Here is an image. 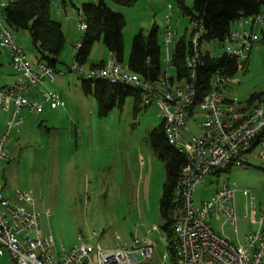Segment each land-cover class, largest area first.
Segmentation results:
<instances>
[{"label": "rangeland", "instance_id": "rangeland-1", "mask_svg": "<svg viewBox=\"0 0 264 264\" xmlns=\"http://www.w3.org/2000/svg\"><path fill=\"white\" fill-rule=\"evenodd\" d=\"M88 1H68L64 9L60 0H52V16L62 23L66 41L57 72H54L55 81L47 77L33 90L38 93L42 104L44 92L57 90L66 105H58V109L52 110L53 115L46 116L50 104L46 102L43 112H30L33 118L29 119L28 125L24 122L12 129L5 144L11 159L3 164V193L11 201H18L15 196L17 190L30 194L33 204L25 205L41 214V229L55 239L58 250L63 247L69 250L84 240L112 248L116 239L130 242L133 237H150L158 241L155 255L139 264H173L170 258L163 257L166 246L162 239L159 211L166 172L149 141V135L162 122L164 113L156 103L148 107L140 104L137 109L135 99L129 96L122 108L115 107L109 115L100 116L96 98L83 92L82 74L73 69L74 65H78L75 59L78 48L75 49L74 45L84 34L79 26V16H82L80 7ZM184 1L189 7L193 5V0ZM107 4L126 19L122 69H126L134 36L141 30L147 33L157 24L162 68H168L176 75L165 60L164 27L169 20L177 39L182 37L186 28L190 34L194 27L189 17L180 11L178 0H138L133 6L108 0ZM169 4L172 8H169ZM244 26L255 31L257 40L250 49L245 50L249 56L245 62L246 68L243 63L223 93L236 96L246 105L245 101L251 94L264 91L263 47L259 42L264 30V18L258 19L255 25L250 22ZM233 28L237 29L235 26ZM16 33L28 61L36 68L38 52L30 34L27 30ZM233 41L231 39L226 44L217 40L205 42L203 50L217 57L232 50L235 47ZM1 47L0 88L10 84L9 81L18 75L9 49ZM170 51H173V43ZM109 58V50L103 42H97L88 61L79 65L87 71L93 68L92 63H99L103 59L106 62ZM158 86L162 89L161 85ZM25 110L23 116L27 113ZM11 117V111L0 107V138L7 132V121ZM201 121V114L188 118L186 138L202 135ZM227 181L237 186L235 208L238 231L225 219L216 220L213 217L212 224L221 235L239 244L237 234L244 240L248 231L253 230L255 225L259 227L252 222L251 216L252 202L255 201L259 207L264 200V157L253 156L249 165L231 166L219 177L213 175L206 178L196 187L195 201L211 200L215 191ZM245 190H248V195L244 194ZM256 216L258 218L259 214ZM94 232L98 233L97 237H93ZM0 264H11L7 252L0 255Z\"/></svg>", "mask_w": 264, "mask_h": 264}, {"label": "built area", "instance_id": "built-area-1", "mask_svg": "<svg viewBox=\"0 0 264 264\" xmlns=\"http://www.w3.org/2000/svg\"><path fill=\"white\" fill-rule=\"evenodd\" d=\"M8 2L9 0H0V44L9 49L12 64L19 71V76L10 86L0 88V107L10 109L12 115L7 121V132L0 138V255L7 252L11 264H139L152 259L158 241L150 237L141 239L137 236L130 242L116 239L112 248L84 240L69 250L65 247L58 250L55 239L41 229V214L25 205L33 204L30 194L15 191L18 201H11L4 195L3 164L11 159L5 150L10 132L23 123L21 112L24 107L28 106L36 111L43 108L42 103L30 100L26 93L42 84L43 77L54 81L56 72L45 62H38L36 68L30 65L25 50L17 43V33L5 23L4 9ZM169 8H172L171 4ZM263 18L264 14L256 18L239 19L234 23L237 29L233 28L223 41L226 44L231 39L234 40L235 47L225 53L230 57H237L240 68L249 57L248 52H245L246 48L250 49L257 40L255 31L245 29L244 25L250 22L255 25L258 19ZM79 21L80 29L85 31L87 23L83 15L79 16ZM168 22L169 20L164 27L165 60L173 67L170 45L173 43L174 49L178 39ZM193 25L192 52L186 57L191 78L195 77V68L207 52L203 50L204 43H201L202 24L197 21ZM242 27L243 30H240ZM81 43L82 37L74 48H79ZM122 66V62L110 53V58L100 68L84 71L78 63L73 69L85 78H100L112 83L140 87V104L144 107L158 104L164 113V129L169 143L187 155L188 163L181 171L173 197L171 214L174 237L169 243L166 236L162 235L166 246L163 257L171 259V246L175 264H262L264 200L259 207L255 201L252 202L251 220L259 227L247 234L245 243L236 244L220 235L211 222L212 217L228 220L237 231L236 183L232 185L230 181L224 182L211 200L199 203L194 200V192L200 183L216 175L224 167L246 166L251 157H264V95L256 100L253 107L244 111L245 104L238 101L236 96L223 93L234 77L217 73L212 80L213 90L196 105L194 83L187 78L178 79L168 68L163 70L162 66L160 78L154 81L131 72L128 65L126 71ZM43 97L50 102L52 108L61 103L59 94L55 91L44 92ZM193 114L202 115V135L186 138L187 120ZM248 193V190L244 191L245 195ZM97 236L98 233L94 232L93 237Z\"/></svg>", "mask_w": 264, "mask_h": 264}, {"label": "trees", "instance_id": "trees-1", "mask_svg": "<svg viewBox=\"0 0 264 264\" xmlns=\"http://www.w3.org/2000/svg\"><path fill=\"white\" fill-rule=\"evenodd\" d=\"M72 0H60L64 5ZM108 0H90L82 3L80 10L87 23V29L82 35V43L75 59L85 64L97 42H103L106 48L119 62L124 61L123 28L126 24L124 15L113 10ZM125 6H133L138 0H112ZM52 0H9L4 9L6 25L13 31L27 30L38 52L39 62H45L56 70L60 55L65 45V34L62 23L52 16ZM178 6L184 16L189 17L192 25L202 24L201 43L217 40L221 43L231 33L234 23L241 18H249L264 14V0H193L191 7L184 0H178ZM194 28V27H193ZM159 26L157 24L147 33L141 30L134 36L128 68L145 79L158 80L162 74V48L159 42ZM188 29L184 31L172 51V64L178 79L187 78L194 83L195 104L198 105L209 92L213 90L212 80L219 73L222 76L234 77L241 69L237 57L224 53L214 57L207 51L201 63L195 68V77L186 65V57L192 52V41ZM259 42L263 47L264 60V30ZM247 63V61H246ZM245 63V68H246ZM105 60L92 63L91 67L100 68ZM81 77V88L86 95H93L98 103L100 116H107L115 108H122L129 96L135 99L136 108L140 107L142 89L123 83H112L106 79ZM264 91L253 93L245 101V109L249 110L253 103L263 97ZM149 141L154 153L163 162L165 180L160 199L159 211L162 221L161 230L169 243L174 237L172 205L175 189L183 167L188 163L187 155L174 148L168 141L164 121L151 132ZM231 166L217 171H229ZM175 264L174 251L169 246Z\"/></svg>", "mask_w": 264, "mask_h": 264}, {"label": "crops", "instance_id": "crops-1", "mask_svg": "<svg viewBox=\"0 0 264 264\" xmlns=\"http://www.w3.org/2000/svg\"><path fill=\"white\" fill-rule=\"evenodd\" d=\"M60 3V2H59ZM68 3V2H67ZM62 4V3H61ZM57 5H58V3H57ZM67 5V4H66ZM66 5H64V4H62V7L64 8V9H66ZM63 26V25H62ZM17 43L23 48V46L18 42V39H17ZM0 48H2L1 46H0ZM24 49V48H23ZM38 57H39V55L37 56V62L36 63H38L39 62V60H38ZM103 60H105V59H103ZM103 60H101V61H103ZM30 63V62H29ZM1 65V64H0ZM31 65V64H30ZM32 66V65H31ZM56 69H57V67H56ZM17 70V69H16ZM18 71V70H17ZM57 72V71H56ZM18 76H19V71H18V75L17 76H15L13 79H11L9 82H10V84H8V85H6V86H3V87H8V86H10L13 82H15L17 79H18ZM47 77H43V83H44V81H45V79H46ZM54 81H55V79H54ZM2 87V88H3ZM35 88V87H34ZM33 88V89H34ZM33 89H31L28 93H26V96L30 99V100H32V101H39L40 99L38 98V93L35 91V90H33ZM55 92H57L58 94H59V97H60V104L61 105H59V107H62L63 105H66V102L64 101V99L62 98L63 96L62 95H60V93L56 90ZM43 96V95H42ZM43 99H44V97H43ZM47 101H45L44 100V102H43V108H42V110L41 111H36V110H31V108L30 107H28V106H26V107H24L26 110H25V112H27L26 113V115H24L23 116V110H24V108H23V110H22V112H21V115H22V117H23V123L22 124H24V122H25V124H29V122H30V120L29 119H32L33 118V115H31L32 113H30V112H32V111H36V112H38V113H41V112H43L44 110H45V105H44V103H46ZM48 103V102H47ZM59 107H57V108H52L51 106H50V104H49V109H48V112H47V114H46V116H50V115H53L54 114V112L52 111V110H56V109H58ZM7 111H11L10 109H6ZM51 110V111H50ZM37 116H39V115H37ZM28 118L27 119V121L25 120V118ZM21 124V125H22ZM194 200H195V198H194ZM196 202V201H195ZM216 220H222V219H220V218H216V217H214ZM212 219H213V217H212ZM211 222H212V220H211ZM213 225V224H212ZM213 228H214V226H213ZM215 229V228H214ZM216 230V229H215ZM255 230H257V226L255 225V227H254V229L253 230H250V231H248L247 233H246V236H247V234L248 233H250V232H254ZM263 230H264V227H263ZM238 231V230H237ZM219 233V232H218ZM220 234V233H219ZM221 235V234H220ZM223 236V235H222ZM246 236L244 237V240H241V238L238 236V234H237V241H239L240 243H245V241H246ZM224 237H226V236H224ZM227 239H228V237H227ZM229 240H231L232 242H234L232 239H230L229 238ZM244 241V242H243ZM235 243V242H234Z\"/></svg>", "mask_w": 264, "mask_h": 264}, {"label": "bare ground", "instance_id": "bare-ground-1", "mask_svg": "<svg viewBox=\"0 0 264 264\" xmlns=\"http://www.w3.org/2000/svg\"><path fill=\"white\" fill-rule=\"evenodd\" d=\"M141 103V102H140Z\"/></svg>", "mask_w": 264, "mask_h": 264}]
</instances>
